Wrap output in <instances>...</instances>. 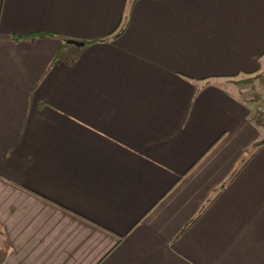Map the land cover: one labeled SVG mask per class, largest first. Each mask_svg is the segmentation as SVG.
<instances>
[{"label": "crops", "instance_id": "1", "mask_svg": "<svg viewBox=\"0 0 264 264\" xmlns=\"http://www.w3.org/2000/svg\"><path fill=\"white\" fill-rule=\"evenodd\" d=\"M263 75L264 0H0L3 264H264Z\"/></svg>", "mask_w": 264, "mask_h": 264}, {"label": "trees", "instance_id": "2", "mask_svg": "<svg viewBox=\"0 0 264 264\" xmlns=\"http://www.w3.org/2000/svg\"><path fill=\"white\" fill-rule=\"evenodd\" d=\"M126 25V24H125ZM125 27L126 26H124V28H122L121 30H120V32H119V34L115 37V38H117V37H119L121 34H122V32L124 31V29H125ZM262 97V94H260V97L258 98V99H260ZM257 99V101H259ZM261 148H264V142L263 143H260V144H258V145H256L255 147H254V149L253 150H251L249 153H248V157L250 158L251 156H253V154L256 152V151H258L259 149H261ZM248 160V158L246 159V160H244L243 161V166L245 165V163H246V161ZM242 168V167H241ZM238 172V171H237ZM237 172L236 173H234V175L227 181V183L226 184H228L229 182H231L232 180H233V178L236 176V174H237ZM226 184L221 188V189H219V190H217L216 191V193H215V195L208 201V203H207V205L205 206V208L203 209V211L210 205V203L214 200V198L216 197V195L226 186ZM202 211V212H203ZM7 257H8V250H0V264H3L5 261H6V259H7Z\"/></svg>", "mask_w": 264, "mask_h": 264}, {"label": "rangeland", "instance_id": "3", "mask_svg": "<svg viewBox=\"0 0 264 264\" xmlns=\"http://www.w3.org/2000/svg\"><path fill=\"white\" fill-rule=\"evenodd\" d=\"M247 81L250 87L253 86L255 87V90L253 91L254 94L256 95L257 93L262 94V97L258 99L259 101H257V98H255V101L258 103L256 114H257V119L260 117L264 118V113L260 111L264 107V75Z\"/></svg>", "mask_w": 264, "mask_h": 264}, {"label": "built area", "instance_id": "4", "mask_svg": "<svg viewBox=\"0 0 264 264\" xmlns=\"http://www.w3.org/2000/svg\"><path fill=\"white\" fill-rule=\"evenodd\" d=\"M262 113H264V107L260 110Z\"/></svg>", "mask_w": 264, "mask_h": 264}, {"label": "water", "instance_id": "5", "mask_svg": "<svg viewBox=\"0 0 264 264\" xmlns=\"http://www.w3.org/2000/svg\"><path fill=\"white\" fill-rule=\"evenodd\" d=\"M81 46H83V45H81Z\"/></svg>", "mask_w": 264, "mask_h": 264}]
</instances>
